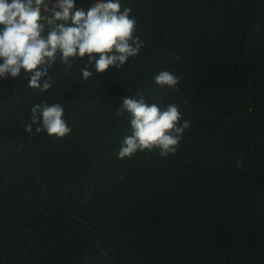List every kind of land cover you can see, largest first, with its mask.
<instances>
[{"label": "trees", "instance_id": "1", "mask_svg": "<svg viewBox=\"0 0 264 264\" xmlns=\"http://www.w3.org/2000/svg\"><path fill=\"white\" fill-rule=\"evenodd\" d=\"M121 7L144 42L121 68L81 81L86 57L57 62L43 93L0 79V264H264V0ZM140 96L191 122L174 154L117 157L116 113ZM39 103L62 104L71 132H26Z\"/></svg>", "mask_w": 264, "mask_h": 264}, {"label": "clouds", "instance_id": "2", "mask_svg": "<svg viewBox=\"0 0 264 264\" xmlns=\"http://www.w3.org/2000/svg\"><path fill=\"white\" fill-rule=\"evenodd\" d=\"M136 20L121 0H91L87 9L76 0H0V79L27 77L28 87L46 92L52 86L50 69L59 62L67 73L77 60L81 81L109 68H121L138 57L144 42L134 35ZM161 87L175 88L179 77L160 71L154 78ZM129 114L131 135L120 144L117 157L131 158L137 152L158 150L167 157L177 151L183 133L191 126L182 120L176 104L161 108L143 96L124 97L120 111ZM26 132L63 138L71 132L60 103L34 104ZM236 166L241 162L237 160Z\"/></svg>", "mask_w": 264, "mask_h": 264}]
</instances>
